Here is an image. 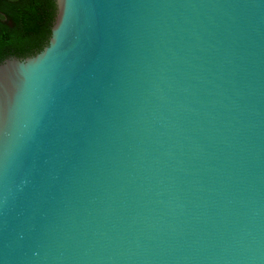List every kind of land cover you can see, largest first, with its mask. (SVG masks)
<instances>
[{
    "label": "water",
    "instance_id": "obj_1",
    "mask_svg": "<svg viewBox=\"0 0 264 264\" xmlns=\"http://www.w3.org/2000/svg\"><path fill=\"white\" fill-rule=\"evenodd\" d=\"M0 43V264H264V0H34Z\"/></svg>",
    "mask_w": 264,
    "mask_h": 264
},
{
    "label": "trees",
    "instance_id": "obj_2",
    "mask_svg": "<svg viewBox=\"0 0 264 264\" xmlns=\"http://www.w3.org/2000/svg\"><path fill=\"white\" fill-rule=\"evenodd\" d=\"M34 0H0V43L14 39L28 29Z\"/></svg>",
    "mask_w": 264,
    "mask_h": 264
}]
</instances>
